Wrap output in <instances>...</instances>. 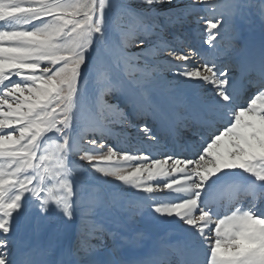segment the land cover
Here are the masks:
<instances>
[{
    "label": "snow or ice",
    "instance_id": "snow-or-ice-1",
    "mask_svg": "<svg viewBox=\"0 0 264 264\" xmlns=\"http://www.w3.org/2000/svg\"><path fill=\"white\" fill-rule=\"evenodd\" d=\"M0 264H264V0H0Z\"/></svg>",
    "mask_w": 264,
    "mask_h": 264
},
{
    "label": "rangeland",
    "instance_id": "rangeland-1",
    "mask_svg": "<svg viewBox=\"0 0 264 264\" xmlns=\"http://www.w3.org/2000/svg\"><path fill=\"white\" fill-rule=\"evenodd\" d=\"M132 131L134 132V130H132ZM132 143H133V145L135 144L134 141H133ZM133 150H134V149H133ZM160 150H161V151H165V150H167V149H163V148H161ZM107 242H108V241H107Z\"/></svg>",
    "mask_w": 264,
    "mask_h": 264
},
{
    "label": "bare ground",
    "instance_id": "bare-ground-1",
    "mask_svg": "<svg viewBox=\"0 0 264 264\" xmlns=\"http://www.w3.org/2000/svg\"><path fill=\"white\" fill-rule=\"evenodd\" d=\"M158 154V153H157Z\"/></svg>",
    "mask_w": 264,
    "mask_h": 264
}]
</instances>
